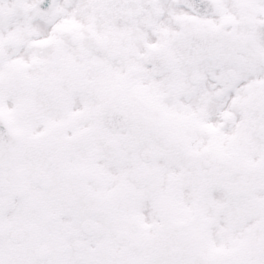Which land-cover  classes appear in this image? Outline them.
<instances>
[{
  "label": "snow or ice",
  "instance_id": "6c2138e0",
  "mask_svg": "<svg viewBox=\"0 0 264 264\" xmlns=\"http://www.w3.org/2000/svg\"><path fill=\"white\" fill-rule=\"evenodd\" d=\"M0 264H264V0H0Z\"/></svg>",
  "mask_w": 264,
  "mask_h": 264
}]
</instances>
